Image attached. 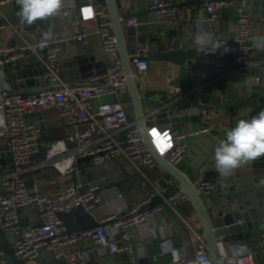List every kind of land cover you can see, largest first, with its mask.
Wrapping results in <instances>:
<instances>
[{"label": "built area", "instance_id": "obj_1", "mask_svg": "<svg viewBox=\"0 0 264 264\" xmlns=\"http://www.w3.org/2000/svg\"><path fill=\"white\" fill-rule=\"evenodd\" d=\"M96 0H83L78 9L77 26L83 22L94 23V34L97 36L106 71L101 75H94L85 83L69 82L62 75V59L60 58V43L72 40L65 31L55 28L52 39L41 44L43 36L39 28L27 31L23 23L16 26H0V138L6 140V150L14 167H4L0 170V228L7 231L8 241L14 249V257L19 264H37L41 250L53 253L57 262L65 264H85L90 259L92 249H83L81 244L93 241L98 250L115 255L131 250L130 236L127 230L147 219L156 212H163L165 208L175 213L184 204L190 202L189 196L180 187L176 179L167 180L168 186L176 192L165 199L162 204L153 209L141 212V208L149 203L157 194L150 192L146 198L130 206L128 212L111 224L115 235H110L107 226L81 232L68 233L64 223L59 219V213H70L78 207L94 214L95 205L99 198L95 194V187L84 190L78 182V160L89 157L95 165L120 158L135 170L138 175L147 178L145 171L156 168L154 158L149 151L136 121L128 113L132 104L125 98L128 90L127 79L123 63L118 55L117 38L113 33V23L107 6L95 3ZM225 2L205 3L208 10L206 22L215 26L219 15L216 9ZM19 5L17 0H0V19L10 16ZM74 8V6H73ZM152 8L154 12L147 19L133 17L127 20L129 26L135 28L153 23L152 17L159 22L168 20L175 14L172 0H156ZM87 10H90V14ZM13 11V12H12ZM12 12V13H10ZM67 11L58 16L59 27L64 26ZM236 33L232 39L214 35L208 46H224L213 54L231 53L238 46V52L246 58L255 53L263 52L264 47H256L261 40L252 33V18L248 4L240 0L235 8ZM48 31V30H47ZM90 32L84 28V34L76 38L88 42ZM47 48L45 78L49 87L33 95H16L10 91L3 66L20 58L26 49L35 50L38 47ZM225 48L228 51H225ZM149 52L147 45L139 46L129 53L131 58L132 76L139 81L150 67L146 59ZM208 64L221 68L224 63L215 58H207ZM205 86H199V91ZM180 88L175 87L174 93L179 94ZM113 97L112 101H104ZM55 110L64 122L63 136L57 140L42 141V129L37 121H26L25 116L37 112L46 113ZM223 111L203 110L201 120L205 127L179 132L168 128L147 124L148 134L158 150L172 166H177L189 148V142L207 135L212 124L219 125ZM153 132H157L154 136ZM51 169L54 177L47 183L34 180L28 184L27 172ZM46 187H53L52 193L44 192ZM210 187L200 179L195 185L198 193ZM94 201V204H91ZM33 208L34 215L20 210ZM120 209L98 222L102 223L117 218ZM38 216L40 224L26 226L22 219L30 221ZM164 227L161 226L160 230ZM223 264H257L255 253L250 249H241L236 253L221 254ZM184 264H213L204 239L199 238L195 244V251Z\"/></svg>", "mask_w": 264, "mask_h": 264}, {"label": "water", "instance_id": "obj_2", "mask_svg": "<svg viewBox=\"0 0 264 264\" xmlns=\"http://www.w3.org/2000/svg\"><path fill=\"white\" fill-rule=\"evenodd\" d=\"M69 1V0H68ZM74 8L66 10L70 22L78 20V9L83 4V0H71ZM148 0H96L95 3L107 6L112 23L113 33L117 38L118 55L122 60L124 73L127 79L128 90L125 98L131 102L135 120L142 133L145 143L151 152L156 163L155 170L159 171L162 177L153 182L154 190L157 194L151 201L141 208V212L153 209L163 203L165 199L171 197L176 189L168 186L167 180L176 179L180 187L190 198V203L194 206L204 228L203 238L207 244L210 259L213 264H223L220 260L221 254L226 253V247H248L252 248L259 243L260 239L247 237L245 232H252L256 229L255 220L259 223L264 220V200L260 194L264 192V157L259 158L254 163L243 166L230 176H221L215 170L214 150L226 134L236 124L237 120L244 117L250 118L261 110H264V65L263 62L249 63L234 70V61L243 62L247 58L239 54L238 46L231 53L213 54L208 49L203 50L193 46L188 42L187 27L193 25L185 14L180 16L178 11L172 18L163 23L165 27L160 29L158 36H152L149 26L135 28L127 24V20L136 17L147 19L154 10ZM235 0H179L174 4L175 10L197 9L203 7L205 3L225 2L230 3ZM254 7L261 3L262 10L259 13L264 16V0H252ZM20 6L17 5L15 11L8 17L0 19V26H16L20 22L18 18ZM256 11V9H253ZM59 17L50 20L37 21L32 25H25V29L30 31L39 28L43 33L49 29L59 27ZM84 34V27L80 25L79 35ZM76 55L63 59V67L66 69L69 82H82L94 75H101L106 71V64L96 56L91 45L84 40L74 38L72 40ZM133 43L134 46H131ZM65 47L66 43H60ZM147 45L149 52L146 59L149 62H167L175 66L193 67L195 62L204 58H215L228 66V72L218 81L205 86L199 91L192 92L188 97L174 96L169 101V108H174L177 114L196 113L200 117L199 126L205 127L207 124L201 120L203 110H219L226 113L227 117L219 125L212 124L210 131L204 138L212 137L215 144L210 152L198 164L193 176L202 177V182L209 183L210 187L198 193L195 185L198 181L188 178L177 167L172 166L165 158L160 156L154 146L145 123L146 116L141 104L140 84L132 76L131 58L129 53L137 47ZM47 48L38 47L35 50L26 49L23 55L3 66V70L10 86L12 94L33 95L49 87V82L45 78V66L43 61L46 58ZM85 83V82H83ZM258 92L263 94L258 97ZM188 98V99H187ZM165 101V98H163ZM169 102V103H170ZM173 109V110H174ZM155 113H150L149 117ZM26 121H37L43 130L54 128L55 120H47L43 113L37 112L25 116ZM199 141V143L201 142ZM198 141L189 142V148L184 155L190 153V149L199 144ZM78 163L83 164V177L87 187H95V194L99 198L100 205L117 203L119 200L127 201V196L132 192L125 187L129 179L135 175L121 180L119 176L107 173L106 165L95 166L91 164V158H81ZM14 167L6 150V140L0 138V168ZM149 176V171H145ZM99 180V181H98ZM130 206L120 209L117 218L105 222H98L94 214L87 212L82 207L75 211L59 213V219L64 223L68 233L81 232L93 229L99 225L108 226L115 223L118 218L124 216ZM33 208L25 207L20 210L24 212L33 211ZM119 210V209H118ZM26 226H37L40 224L38 216L26 221L22 219ZM152 238L145 239L142 245L139 242H132L129 259L131 264H149L145 253V248ZM0 251L10 257L14 256V249L8 241L7 231L0 228ZM93 254V253H92ZM90 254V259H92ZM97 254V253H95ZM58 264V263H56ZM64 264V263H60ZM95 264H105L98 262Z\"/></svg>", "mask_w": 264, "mask_h": 264}, {"label": "crops", "instance_id": "obj_3", "mask_svg": "<svg viewBox=\"0 0 264 264\" xmlns=\"http://www.w3.org/2000/svg\"><path fill=\"white\" fill-rule=\"evenodd\" d=\"M155 1L156 0H148L147 4L153 5ZM172 1L174 4L179 2V0ZM239 1L240 0H235L230 3H224L216 9L219 19L215 26L206 22L208 10L205 6L197 9L189 8L175 10L179 12L180 16L185 14L186 18L193 22V25L187 27L186 34L188 42L193 43V46L201 49L196 43V37L201 33L207 34L210 43L212 42L214 35L222 36L229 40L232 39L236 33V26L234 23L236 16L235 8ZM245 1L248 4L249 12L253 21L252 33L255 37L264 39V16L259 13V11L262 10V4L259 3L257 7H254V2L252 0ZM73 6V2L69 0L65 10L68 9V11H70ZM253 9H256V11H253ZM151 19L153 23L149 26L150 34L152 36H158L160 29L165 27L163 23H165L166 20L162 19L158 22L155 17H152ZM63 21L64 26L61 25L55 29L59 31L65 30L71 36L72 40L79 36L80 26H77L75 22H70L68 16L64 17ZM82 26L90 32V35L87 38L88 44L93 47L96 56L99 59H102L103 56L100 50V44L97 36L94 34V23L83 22ZM146 26L147 25H144L143 30H145ZM72 40L67 42L65 47L61 46V51L59 53L60 58L62 59V75L67 81L68 76L66 69L63 67V59L76 55V48ZM131 46H134L133 43H131ZM207 48L208 47L203 48V50H206ZM263 55V52H258L251 58H258L256 62L260 63L264 61ZM237 62L238 61H234L233 64L236 65ZM240 67L241 66L238 68ZM261 67L264 68V65ZM227 72L228 66L226 64L221 68H215L208 64L207 58L195 62L193 67L175 66L167 62H150L148 71L138 81L141 90V104L147 118L145 119V123L179 132L196 129L199 126L200 117L198 118V115L195 112L193 113L192 110L187 114H177L174 108L168 107L171 105L169 100L174 96L184 97L187 95L188 97L199 86L210 85L211 83L218 81ZM87 80H82V82ZM202 82L203 84H200ZM175 87L180 88L181 92L179 94L174 93ZM262 94V92H258V97ZM163 98H165V101H163ZM108 99V101H112L113 97H108ZM152 112L155 113V115L149 117V114ZM128 113L131 119L136 121L132 108L128 110ZM221 116L223 119L221 121L222 123L227 115L226 113H222ZM44 118L47 120H55V127L51 129L60 130L63 136L64 122L59 118L57 111L52 110L44 113ZM153 134L154 136H157V132H153ZM202 138L203 137L193 140V142L198 141L199 143ZM214 144V138H204L198 145L190 149L188 155H184L181 158L176 167L193 181L203 179L202 177L195 178L193 174L200 161L210 152ZM115 161L120 165V169H117L111 162L106 164L103 163L101 165H106L108 167L107 173L119 176L121 180L135 175V178L129 179L125 184V187L131 189L132 192L127 196L126 202L119 200L114 204L95 207L94 216L97 220L107 217L115 210L124 209L127 206H132L143 201L150 192H153V182L160 180L162 177L159 171L152 169L149 170V176L147 175L146 178L138 175L123 158ZM260 175L261 177L264 176V170L261 171ZM53 191V187H46L44 189V192L47 193H52ZM260 198L264 200V192L260 194ZM187 207L188 204L181 206L179 213L166 209L163 212H156L152 218L137 225H133L127 230L128 235L130 236L131 246L132 242H139V246H141L145 239L152 238L154 240L144 246L149 264H184V260L193 256L197 240L199 238L204 239V228L194 206L192 205V208ZM28 213L34 215L32 212ZM254 223L256 229L252 232H245V234L247 237L260 239L261 241L259 243L255 244L252 248L226 247L225 251L227 254H233L241 249H250L255 253L256 263L264 264V220L260 223L258 220H255ZM161 226L164 227L163 230H160ZM107 231L110 235H115L111 225L107 226ZM81 247L83 249L93 250L92 259H89L85 264H95L98 262H104L105 264H131L129 259L130 252H122L115 255L107 254L98 250L93 241L84 242L81 244ZM56 263L60 264L64 262H57L53 253L49 251H40L37 264ZM0 264L19 263L14 256L10 257L0 251Z\"/></svg>", "mask_w": 264, "mask_h": 264}, {"label": "clouds", "instance_id": "obj_4", "mask_svg": "<svg viewBox=\"0 0 264 264\" xmlns=\"http://www.w3.org/2000/svg\"><path fill=\"white\" fill-rule=\"evenodd\" d=\"M20 6L18 18L25 25L37 21L50 20L60 16L67 7L68 0H17ZM53 31L43 33L41 44L52 39ZM197 45L203 49L210 45L207 34L201 33L196 37ZM221 44L212 45V51L223 47ZM256 47H264V39L256 43ZM225 51H228L225 48ZM264 157V110L250 118H240L235 126L227 132L226 138L214 150L215 170L221 176H230L235 170L254 163Z\"/></svg>", "mask_w": 264, "mask_h": 264}, {"label": "trees", "instance_id": "obj_5", "mask_svg": "<svg viewBox=\"0 0 264 264\" xmlns=\"http://www.w3.org/2000/svg\"><path fill=\"white\" fill-rule=\"evenodd\" d=\"M264 57V55H263ZM258 58H247L246 61L243 62H237L236 65L233 66V69H238L239 66L249 64V63H255ZM205 82V81H204ZM200 84H203L200 83ZM199 84V85H200ZM62 137V132L60 130L56 129H46L42 131L41 135V140L42 141H49V140H57ZM83 164L78 163V168H81ZM3 168H0L2 170ZM24 177L28 178V184L31 185L34 180H37L41 183H47L49 182L53 177L54 173L51 169H40V170H35L31 172H27ZM188 204V207L192 208V204L190 202L186 203ZM166 210H170L168 208H165ZM171 211V210H170Z\"/></svg>", "mask_w": 264, "mask_h": 264}, {"label": "rangeland", "instance_id": "obj_6", "mask_svg": "<svg viewBox=\"0 0 264 264\" xmlns=\"http://www.w3.org/2000/svg\"><path fill=\"white\" fill-rule=\"evenodd\" d=\"M105 101H108L109 99H108V97L107 98H105L104 99ZM109 162H111L117 169H120V165L116 162V161H106V162H104V164H106V163H109ZM91 164L93 165V167H95V166H101V165H95V164H93V162H91ZM83 169H82V166H81V168H78V171H77V175H76V177H77V179H78V182L81 184V186L83 187V189L84 190H87L88 189V187H87V183L85 182V180H84V177H83ZM99 181V180H98ZM91 204H94V201H91ZM95 205V207H100V204L98 203H96V204H94ZM97 213V212H96Z\"/></svg>", "mask_w": 264, "mask_h": 264}, {"label": "snow or ice", "instance_id": "obj_7", "mask_svg": "<svg viewBox=\"0 0 264 264\" xmlns=\"http://www.w3.org/2000/svg\"><path fill=\"white\" fill-rule=\"evenodd\" d=\"M88 11V13L90 14V10H87Z\"/></svg>", "mask_w": 264, "mask_h": 264}]
</instances>
